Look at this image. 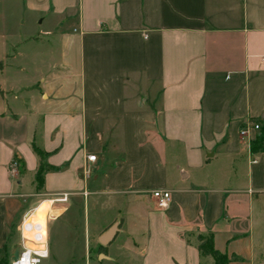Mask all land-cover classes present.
<instances>
[{"label":"crops","instance_id":"1","mask_svg":"<svg viewBox=\"0 0 264 264\" xmlns=\"http://www.w3.org/2000/svg\"><path fill=\"white\" fill-rule=\"evenodd\" d=\"M13 1L40 30L0 60L7 258L31 198L66 195L83 197L84 264H212L197 251L207 234L228 264H264V151L249 152L257 131L239 135L263 116L264 0ZM32 145L47 154L39 190ZM90 204L107 215L95 227ZM70 218L48 221L47 258L51 225L65 234Z\"/></svg>","mask_w":264,"mask_h":264},{"label":"rangeland","instance_id":"2","mask_svg":"<svg viewBox=\"0 0 264 264\" xmlns=\"http://www.w3.org/2000/svg\"><path fill=\"white\" fill-rule=\"evenodd\" d=\"M40 30L35 24H33V18L27 14H23L20 10V7L15 4L13 0H0V60L4 55H10L13 50L18 51V48H14L15 45L19 42L20 39L30 37L35 35V33ZM3 78L0 77V84L2 83ZM258 131V130H256ZM60 197H39L33 196L31 199L35 201L33 208H36L42 202H49L45 213L51 212V215L62 212L70 215V220L64 228L67 229V232L63 234L59 232V226L52 224L50 229L49 237V250L52 255L55 254L57 258H47L40 262V264H68L66 262L69 254L75 257L74 262L71 264H84L83 262V230L82 223L83 218L79 216L84 215V212L81 210L83 206V197L81 200L72 202L67 200L65 203L60 202H50L56 200ZM25 204L29 202V198H25ZM51 208V210H50ZM87 214L89 223L91 226H98L105 220L104 211L98 209L91 204L87 207ZM85 217H86V205H85ZM35 220L38 219L35 217ZM48 222L46 224L47 235H48ZM58 226V227H57ZM63 227L61 229H64ZM95 240V239H94ZM94 243V241H93ZM12 256L6 258V264H9ZM89 264H97L96 262H90ZM108 264V263H100Z\"/></svg>","mask_w":264,"mask_h":264},{"label":"built area","instance_id":"3","mask_svg":"<svg viewBox=\"0 0 264 264\" xmlns=\"http://www.w3.org/2000/svg\"><path fill=\"white\" fill-rule=\"evenodd\" d=\"M248 130H258L256 123H246L239 130V135L244 136ZM95 157L93 155L86 156L87 162H93ZM18 162L12 159L7 166V174L9 177L14 178L17 175ZM84 177L87 175V170H84ZM151 198L157 208H165L171 199L170 193L165 190H153L150 192ZM66 195H62L56 201H64ZM35 208L28 209L23 213L19 223L20 233V245L19 252L15 258H13L9 264H40V262L48 257V246H47V229L46 224L52 218V215L44 213L41 222L35 220L34 216Z\"/></svg>","mask_w":264,"mask_h":264},{"label":"trees","instance_id":"4","mask_svg":"<svg viewBox=\"0 0 264 264\" xmlns=\"http://www.w3.org/2000/svg\"><path fill=\"white\" fill-rule=\"evenodd\" d=\"M253 123H256L258 125V131H257V135L249 143V152L251 154L264 151V107H263L262 118L253 121ZM32 150L38 159L34 180L36 183V187L39 190L42 187L43 173L49 170V167L43 162L47 154L42 153L39 149H37L33 145H32ZM15 160L17 161V159ZM196 241H197V251L199 255L203 258L206 257L210 258L212 264H228L230 260L235 259L234 256L228 258L225 254L219 253L213 248L211 234H207L204 236L198 235L196 237ZM6 258H7L6 247L3 246L0 248V264H6Z\"/></svg>","mask_w":264,"mask_h":264},{"label":"water","instance_id":"5","mask_svg":"<svg viewBox=\"0 0 264 264\" xmlns=\"http://www.w3.org/2000/svg\"><path fill=\"white\" fill-rule=\"evenodd\" d=\"M114 228L109 229L106 233H104L100 238H99V243L101 245H106L109 240L111 239L113 235Z\"/></svg>","mask_w":264,"mask_h":264}]
</instances>
